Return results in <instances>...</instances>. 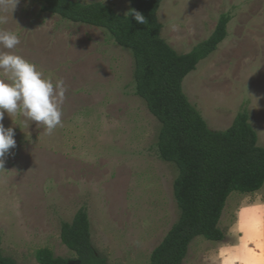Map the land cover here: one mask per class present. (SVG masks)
Instances as JSON below:
<instances>
[{
  "label": "rangeland",
  "instance_id": "374dc122",
  "mask_svg": "<svg viewBox=\"0 0 264 264\" xmlns=\"http://www.w3.org/2000/svg\"><path fill=\"white\" fill-rule=\"evenodd\" d=\"M73 1L100 2L120 15L129 9V0ZM41 7L38 0H20L0 27L19 35L13 51L46 78L65 81L64 126L47 136L42 125L28 121L25 127L22 115L5 113L3 124L14 129L17 147L0 172L1 253L17 264H38L36 251L46 248L73 264L76 256L61 242L60 228L83 208L91 244L108 264H149L179 217L177 170L159 157L160 124L135 95L132 56L101 29ZM222 14L231 16L226 38L184 78L182 90L211 131L226 130L247 110L264 148V0H163L160 35L186 54L211 35ZM260 198L264 184L256 193H231L218 223L224 240L194 238L181 264H202L208 252L221 249L236 264L255 257L257 213L241 208Z\"/></svg>",
  "mask_w": 264,
  "mask_h": 264
},
{
  "label": "trees",
  "instance_id": "16d2710c",
  "mask_svg": "<svg viewBox=\"0 0 264 264\" xmlns=\"http://www.w3.org/2000/svg\"><path fill=\"white\" fill-rule=\"evenodd\" d=\"M41 11L75 24L101 29L133 60L135 95L160 124L157 151L177 170L173 197L179 217L152 251L149 264H181L196 237L222 242L218 223L228 196L254 193L264 184V148L243 109L224 131H211L182 90V81L210 57L227 36L230 14H222L214 31L186 54L174 51L161 38L157 13L163 0H129V9L141 12L148 23L117 14L100 2L38 0ZM127 11V12H128ZM61 242L76 258L73 264H108L91 244L90 222L79 209L60 228ZM38 264H72L46 248L35 253ZM0 264H17L0 248Z\"/></svg>",
  "mask_w": 264,
  "mask_h": 264
},
{
  "label": "clouds",
  "instance_id": "9594fccd",
  "mask_svg": "<svg viewBox=\"0 0 264 264\" xmlns=\"http://www.w3.org/2000/svg\"><path fill=\"white\" fill-rule=\"evenodd\" d=\"M20 0H0V25H7L9 14L17 9ZM125 16H133L139 24H147L145 16L130 9ZM21 44L19 35L12 30L0 27V172H5V163L11 150L17 147L15 131L5 128V113L11 118L22 115L25 127L28 121L36 122L45 129L44 134L52 136L57 128H62L63 105L67 100L68 88L63 79L55 82L45 77L37 65L15 51ZM13 120V119H12ZM14 123V122H13ZM249 208H264V204L248 205L241 208V213ZM139 246V242H134ZM202 264H236L233 254H225L223 250H212L204 257Z\"/></svg>",
  "mask_w": 264,
  "mask_h": 264
},
{
  "label": "crops",
  "instance_id": "0c3cea01",
  "mask_svg": "<svg viewBox=\"0 0 264 264\" xmlns=\"http://www.w3.org/2000/svg\"><path fill=\"white\" fill-rule=\"evenodd\" d=\"M258 204H264V199L263 198L257 199L255 204L253 205H258ZM250 210H255L258 217V224H257L258 245H257L256 256L255 257L249 256L244 262V264H264V208H251L249 209V212ZM248 213L246 214V217H248Z\"/></svg>",
  "mask_w": 264,
  "mask_h": 264
}]
</instances>
